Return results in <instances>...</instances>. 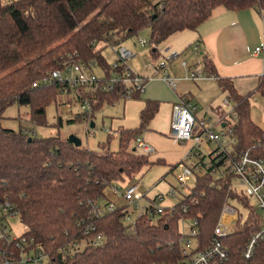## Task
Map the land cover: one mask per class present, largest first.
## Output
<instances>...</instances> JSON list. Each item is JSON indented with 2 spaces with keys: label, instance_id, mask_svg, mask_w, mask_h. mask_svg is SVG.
Segmentation results:
<instances>
[{
  "label": "trees",
  "instance_id": "trees-1",
  "mask_svg": "<svg viewBox=\"0 0 264 264\" xmlns=\"http://www.w3.org/2000/svg\"><path fill=\"white\" fill-rule=\"evenodd\" d=\"M218 6L229 11L256 8L261 12L264 0H0V202L8 201L18 212L27 227L24 235L33 237L48 254L46 264L177 262L181 259V219H198L200 249L211 238L229 198L249 205L246 196L230 188V179L221 180L206 171L197 174L195 187L174 205L176 211L171 214L166 209L156 223L154 199H149L152 211L141 214L133 225L124 222L123 207L101 216L92 212L93 201L104 199L103 204L108 203L105 191L111 185L165 164L137 153L133 145L159 110L160 103L155 100L145 101L139 125L121 128L119 149L107 153L76 146L60 136L38 138L24 128L7 129L2 123L6 109L14 103L29 107L31 122H45L47 106L57 103L68 88L58 80L41 83L53 71L91 60L109 71L113 66L103 49L116 48L145 28L150 29L152 53H156L172 35L196 30ZM203 69L215 77L234 105L239 146L264 157V129L251 116V98L255 93L264 96V74L254 89L241 94L231 79L216 75L211 60L204 58ZM123 93L119 87L87 93L92 104L88 117L119 102ZM184 203L186 212L182 210ZM260 222L257 214H251L245 223L239 221L237 230L224 240L229 252L224 264H264L263 245L251 258L242 253L245 242L260 229ZM89 224L104 234V242L85 245L75 254L64 253L70 244L87 240L84 229Z\"/></svg>",
  "mask_w": 264,
  "mask_h": 264
},
{
  "label": "built area",
  "instance_id": "built-area-1",
  "mask_svg": "<svg viewBox=\"0 0 264 264\" xmlns=\"http://www.w3.org/2000/svg\"><path fill=\"white\" fill-rule=\"evenodd\" d=\"M260 13L264 24V10ZM139 43L142 46L148 45V41L145 39H141ZM114 49H116L117 60L110 63L113 68L109 71L103 70L97 60L72 62L68 67L55 70L44 76L41 83L58 80L68 85L64 94L74 93L73 98L79 99L83 111L82 116L79 117L84 118H88L92 111V104L87 95L89 92H110L119 87L124 92L122 100L141 96L145 93L147 84L153 80L154 76H143L128 67V62L136 56L133 50L123 44ZM198 49V46L194 47V51L197 53L199 52ZM262 53H264L263 45L254 49L255 55ZM187 54V52L179 51L163 52L159 63H152L151 65L155 71L162 72L161 79L174 90L182 80L197 81L215 78L203 67H191L187 61ZM169 63L170 66L172 63H176L182 72L181 75L172 77L167 69ZM34 85L38 84L35 83ZM222 104L224 107H229V111L225 117L218 120L221 123L218 129L211 124V119L197 117L195 114L196 107L186 100H181L173 105L169 137L177 143L188 142L192 145L186 157V161L190 160V162L185 163L183 170L176 174V178L180 184L185 185L189 176L209 171L221 180L230 179V188L239 195L243 194L246 197L255 198L259 210L264 214V157L254 155L249 149H242L239 146L234 124L228 120L235 111L234 105L227 97L223 99ZM222 124L225 126L222 127ZM28 133L31 134L32 132L28 131ZM206 145L216 148L203 155ZM136 148L146 155L153 154L155 151L154 147L146 143L141 137L136 139ZM125 185L124 189L121 184L117 183L110 186L111 195L116 200L121 199L125 203L118 204V201L106 197L108 203L104 205V199V201L97 199L92 202V212L101 216L115 211L118 207H123V220L132 225L135 224L141 214L151 212L149 199L147 204H140V201L147 197L146 191L142 190L144 183L129 180ZM238 186L241 187V191H239ZM168 195L175 197V189L171 188ZM165 196V194H157L153 198L155 200L152 211L154 214L161 215L166 209L171 214L176 211L174 206L167 208L160 204V202H164ZM182 210L183 212L187 211L185 203L182 204ZM133 211H137V216H132ZM16 218L19 216L14 207L8 201L0 202V264L48 263V254L43 247L36 243L33 237L24 234L16 237L11 234L9 222ZM240 218L239 210L231 205L229 198L222 208L221 216L214 227L211 238L203 247L192 253H188L186 249L183 250L180 247L181 259L177 262L153 264H224L229 253L224 240L237 230ZM182 223L180 243L185 242L190 246L193 239L199 238V221L196 218H183ZM184 223L189 225L187 229ZM84 230V234L88 236L87 240L83 242L84 245L98 246L104 242V234L97 230L95 224H89ZM83 244L74 242L62 251L66 254H75ZM262 245L264 247V215L261 217L260 229L247 240L242 253L246 258H251Z\"/></svg>",
  "mask_w": 264,
  "mask_h": 264
},
{
  "label": "crops",
  "instance_id": "crops-1",
  "mask_svg": "<svg viewBox=\"0 0 264 264\" xmlns=\"http://www.w3.org/2000/svg\"><path fill=\"white\" fill-rule=\"evenodd\" d=\"M259 45L264 46V24L260 11L256 8L229 11L223 6H218L196 30H185L172 35L157 47L156 53H152L150 50V54L155 59H161L163 52H182L186 47L198 46L199 54L203 56V60L204 58L211 60L214 64L216 75L231 79L237 91L246 94L257 86L259 78L264 74V53L254 54V49ZM126 47L136 53L135 58L128 62V67L138 74L147 77L154 76V78L147 84L146 91L140 98L121 99L111 105L119 106L120 104L123 110L122 118H115L111 121V129L119 131L121 128L137 127L145 101L147 99L158 101L160 103L159 110L151 121L154 130L148 131L142 136L144 141L155 149L149 158L154 161L161 159L168 167L185 162L187 154L192 148L191 143H177L169 137L173 105L184 99L196 107L197 117L208 119L212 117V114L205 107H210L211 112L214 111L216 114L218 111L215 109L225 98L224 93L215 78L197 81L182 80L174 90L161 79V72L155 71L147 63L139 64L136 59L138 57L136 50ZM186 52L188 59L190 52ZM103 55L105 56V54ZM170 71L172 77H177L182 73L176 63H172ZM256 95L264 99L261 94L255 93L254 96ZM220 98L222 100L217 102ZM121 102L123 103L121 104ZM163 113L168 115L169 125L162 129L159 122ZM221 114L217 115L218 120L223 117ZM252 119L254 120L253 117ZM254 122L264 129V120L259 122L254 120ZM205 154L207 153L203 150V155ZM186 162L189 163L190 160ZM107 197L114 201L120 200H116L111 195V191Z\"/></svg>",
  "mask_w": 264,
  "mask_h": 264
},
{
  "label": "rangeland",
  "instance_id": "rangeland-1",
  "mask_svg": "<svg viewBox=\"0 0 264 264\" xmlns=\"http://www.w3.org/2000/svg\"><path fill=\"white\" fill-rule=\"evenodd\" d=\"M13 0H3L4 3L11 2ZM141 39H145L148 41L147 46H142L139 41ZM125 46L132 47L138 53L137 62L141 65L149 64L150 66L153 64H157L160 61V58H153L150 54V50L154 48L153 45L150 44V29L145 28L139 34L134 35L123 42ZM190 52L189 57L187 59L188 64H191V67L196 68L203 67V56L194 51V47H186L182 52ZM103 54H105L108 62L113 63L117 60L116 49L111 46H107L103 49ZM190 59V60H189ZM154 69V67H152ZM167 69L171 74V66L170 63L167 65ZM162 75V72H161ZM160 76V75H159ZM74 93L71 94H61L58 97L57 103L51 102L46 108V118L44 123H33L30 121L29 107L28 106H19L17 103L9 106L5 113L3 119V126L7 129L19 130L20 128H24L28 131H31L33 136L38 138L40 137H51V136H60L62 139H69L71 136L77 137L81 141L80 146L88 147L89 149L99 152V153H107L108 151H117L119 149V133L118 131H113L111 129V121L115 118L120 119L123 117L122 105L119 106H110L106 105L105 108L101 112L95 113L94 117H79L82 116V108L80 106V102L77 100H73ZM222 100L220 98L217 102ZM223 101V100H222ZM123 102H121L122 104ZM202 107V106H201ZM218 108V109H217ZM205 109L212 114L211 124L214 125L216 129L221 126L218 120V114L222 113L223 116L225 113L229 111V107H224L222 102L216 107L214 111L211 112L210 107H205ZM220 109V110H219ZM235 112V111H234ZM228 118L231 123L236 122L235 113ZM209 114V115H210ZM251 114L256 122L264 120V99L261 96H254L251 98ZM160 128L167 127L169 125L168 115L165 113L162 114ZM80 118V119H78ZM92 123H94V127H92ZM154 130L153 122L150 123L148 130L144 132L143 135L148 133V131ZM110 137V141L108 138ZM133 145H136V141L133 142ZM216 147L205 146V152L208 154ZM137 153H142L141 150H136ZM153 156V155H151ZM150 157V155H149ZM185 162H180L173 170L171 167H168L164 164H156L152 166L150 169L143 170L139 175L135 177V179H131L132 182L142 181L144 183L142 190L146 191L147 197L140 201V204L145 205L148 203V199H153L157 194H165L164 202H160L163 206L170 208L180 202L181 199L184 198L189 191L195 187L197 182V174H193L188 177L187 183L185 185L180 184L176 178V174L183 170ZM129 181L120 182L117 184H121L122 188L126 186L125 184ZM175 189L176 195L175 197H171L168 195L170 189ZM239 191H241V187L238 186ZM107 195L110 193V187H108L105 191ZM249 205H245L242 201L230 198L231 205L236 207L241 214V222H246L251 214H257L258 216L263 217V212L259 210L257 201L253 197H247ZM118 204L125 203L123 200H117ZM133 209V208H131ZM137 211H133L132 216H137ZM160 215L154 217V222L156 223ZM253 220V219H252ZM125 222V221H124ZM126 223V222H125ZM128 224V223H126ZM187 227L189 226L187 223H184ZM182 219L180 220L179 231L181 233L182 229ZM9 227L11 234L13 236H21L27 231V227L20 221L19 218L11 220L9 222ZM246 243V242H245ZM200 241L198 239H193L192 244L188 246L185 242L180 243V247L184 250L186 249L188 253H192L193 251L199 248ZM85 245H81L79 247V251H81Z\"/></svg>",
  "mask_w": 264,
  "mask_h": 264
},
{
  "label": "water",
  "instance_id": "water-1",
  "mask_svg": "<svg viewBox=\"0 0 264 264\" xmlns=\"http://www.w3.org/2000/svg\"><path fill=\"white\" fill-rule=\"evenodd\" d=\"M224 126H225V124H222V127H224ZM92 127H94V123H92ZM29 140H31V138H29ZM69 140L71 142H73L76 146H80L81 145V141L77 137L71 136L69 138Z\"/></svg>",
  "mask_w": 264,
  "mask_h": 264
}]
</instances>
